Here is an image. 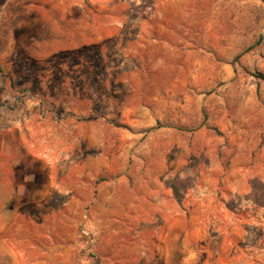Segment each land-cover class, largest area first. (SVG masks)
<instances>
[{
  "label": "rangeland",
  "instance_id": "1",
  "mask_svg": "<svg viewBox=\"0 0 264 264\" xmlns=\"http://www.w3.org/2000/svg\"><path fill=\"white\" fill-rule=\"evenodd\" d=\"M139 2L0 0V264H264V0Z\"/></svg>",
  "mask_w": 264,
  "mask_h": 264
},
{
  "label": "trees",
  "instance_id": "2",
  "mask_svg": "<svg viewBox=\"0 0 264 264\" xmlns=\"http://www.w3.org/2000/svg\"><path fill=\"white\" fill-rule=\"evenodd\" d=\"M153 6L154 0H140L137 6L139 9L138 12H133L134 17H137L139 13L144 12L147 9L153 8ZM134 8L135 6L131 5V10H134ZM0 70L3 71L2 68ZM255 76L264 80V73L262 72H256ZM166 185L172 189L175 199L182 204L187 191L195 185V180L191 177L181 178L180 176H175L174 178L167 180ZM251 187L252 189L249 194L250 199L256 205L264 207V181L255 177L251 180Z\"/></svg>",
  "mask_w": 264,
  "mask_h": 264
},
{
  "label": "crops",
  "instance_id": "3",
  "mask_svg": "<svg viewBox=\"0 0 264 264\" xmlns=\"http://www.w3.org/2000/svg\"><path fill=\"white\" fill-rule=\"evenodd\" d=\"M7 248H9V247H7ZM10 249V248H9ZM11 250V249H10ZM1 251V250H0Z\"/></svg>",
  "mask_w": 264,
  "mask_h": 264
}]
</instances>
